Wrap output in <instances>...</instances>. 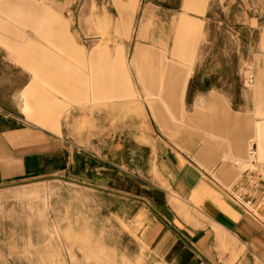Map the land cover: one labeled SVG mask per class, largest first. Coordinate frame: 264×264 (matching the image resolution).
Wrapping results in <instances>:
<instances>
[{"label": "rangeland", "instance_id": "obj_1", "mask_svg": "<svg viewBox=\"0 0 264 264\" xmlns=\"http://www.w3.org/2000/svg\"><path fill=\"white\" fill-rule=\"evenodd\" d=\"M2 1L7 8L0 9V56L13 63L9 72L23 76L9 82L16 83L18 105L23 108L28 99L34 116L77 159L83 155L92 167L124 170L131 161V117L150 116L153 132L174 122L175 82L155 73L170 66L183 72L171 62L184 0ZM14 1L36 9H20ZM53 21L70 42L62 49L53 44ZM191 22L198 32L196 89L223 91L239 105L252 90L258 117L264 118V0H209L201 20ZM21 43L57 54L63 64L53 70L75 76L67 82L37 77L39 65L23 56ZM111 62L124 74L121 89L111 80ZM252 73L256 82L249 85ZM29 87L34 91L26 98ZM19 115L25 125L40 126ZM74 179L61 169L0 189V264H153L111 216L117 199Z\"/></svg>", "mask_w": 264, "mask_h": 264}, {"label": "crops", "instance_id": "obj_2", "mask_svg": "<svg viewBox=\"0 0 264 264\" xmlns=\"http://www.w3.org/2000/svg\"><path fill=\"white\" fill-rule=\"evenodd\" d=\"M5 2H0L1 10L7 8ZM208 2L184 0L177 23L181 39L171 62L183 66V72L170 66L171 71L155 73L175 82L172 95L180 106L174 108L175 120L166 130L158 126L153 132L150 116L131 117V161L123 165L126 170L92 167L83 155L77 159L65 140L34 116L28 99L23 108L18 105L16 83L9 82L23 81V76L9 72L13 63L0 56V189L55 176L63 169L75 182L117 199L111 216L127 228L153 264H264V212L258 207L264 190V118L258 117L252 90L241 95L239 105L223 91L196 89L198 32L191 19L201 20ZM13 3L31 12L36 9ZM51 27L58 49L66 47V41L70 44L60 24L53 21ZM20 48L39 65L37 77L67 82L75 76L54 71L52 66L63 64L62 59L42 46L21 43ZM113 65L111 80L116 78L121 89L124 74ZM260 81L263 86L264 74ZM39 105L44 108L45 103ZM24 113L40 126L25 125L19 115Z\"/></svg>", "mask_w": 264, "mask_h": 264}, {"label": "built area", "instance_id": "obj_3", "mask_svg": "<svg viewBox=\"0 0 264 264\" xmlns=\"http://www.w3.org/2000/svg\"><path fill=\"white\" fill-rule=\"evenodd\" d=\"M250 71H252V68H250ZM247 83H248L249 85H254V83H255V76H254L253 73H252V74L250 75V77L247 79ZM250 156H251V159L254 161L255 158H256V156H257L256 151H255V150L251 151ZM262 194H263V195H262V198H261V200L258 202V207H259V210H261V211L264 212V190H263Z\"/></svg>", "mask_w": 264, "mask_h": 264}]
</instances>
